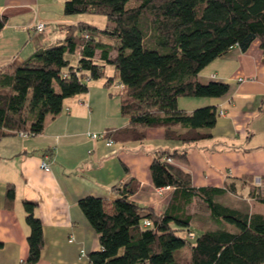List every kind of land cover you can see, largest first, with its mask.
Masks as SVG:
<instances>
[{"label":"trees","instance_id":"16d2710c","mask_svg":"<svg viewBox=\"0 0 264 264\" xmlns=\"http://www.w3.org/2000/svg\"><path fill=\"white\" fill-rule=\"evenodd\" d=\"M130 1L64 0V14H101L105 23L102 27L84 21L65 23L61 36L37 47L11 69H0V136L42 132L46 117L56 116L65 98L85 92L88 80L99 77L106 85L118 80L120 112L132 123L106 129L107 135L115 130L121 138H142L145 127L164 126L167 138L185 144L210 136L215 105L187 112L178 105V97L225 94L227 82H201L198 73L233 46L245 51L258 39L264 60V0ZM6 21L0 13V30ZM107 63L114 70L109 75L104 70ZM186 153L185 148L159 149L151 159L154 185L179 188L161 214L132 199L133 178L115 188L110 211L100 196L78 199L100 243L88 253V264H264V214L222 204L216 198L223 193L220 188L192 186L189 174L171 163L186 160ZM253 191L264 202L258 187ZM14 195L10 183L7 206ZM194 195L207 204L217 222L225 220L233 228L205 229L195 237L186 229L185 209ZM23 205L29 226L23 264H34L43 245L42 222L34 212L35 201L24 199ZM145 219L150 224L144 225Z\"/></svg>","mask_w":264,"mask_h":264},{"label":"crops","instance_id":"0c3cea01","mask_svg":"<svg viewBox=\"0 0 264 264\" xmlns=\"http://www.w3.org/2000/svg\"><path fill=\"white\" fill-rule=\"evenodd\" d=\"M63 2L0 0V13L7 16L0 30V69H11L37 47L61 36L65 23L104 25L105 20H93L92 13L64 14ZM37 20L46 22L45 31L35 30ZM77 56H71L73 62ZM104 70L108 75L114 71L112 66ZM198 79L225 81L229 90L221 96L178 97V105L187 112L202 105L224 108L208 128L210 136L188 144L167 138L164 126L145 127L142 138H121L115 130L105 137H91V132L132 126L120 112L118 80L106 85L104 77L89 79L85 92L65 98L61 111L46 117L42 132L0 136V264H23L27 255L24 199L37 203L34 212L42 222L43 245L34 264H88V253L100 243L79 205L84 195L100 196L110 211L115 188L133 178L132 199L161 214L179 188L152 182L149 165L159 149L185 148L186 160L171 163L189 174L192 186L220 188L223 193L216 198L222 204L264 214V202L253 191L254 179L264 178V60L259 40H253L245 51L231 47L207 63ZM107 138L113 143L107 144ZM45 152L51 154L49 169L39 166ZM10 183L15 197L7 206L5 191ZM185 209L186 229L195 237L205 229L233 228L225 220L217 222L196 195ZM81 250L85 255H80Z\"/></svg>","mask_w":264,"mask_h":264},{"label":"built area","instance_id":"2783aa9c","mask_svg":"<svg viewBox=\"0 0 264 264\" xmlns=\"http://www.w3.org/2000/svg\"><path fill=\"white\" fill-rule=\"evenodd\" d=\"M34 28L36 31H39V32H43L45 31V28H46V22L43 21V20H37L35 23H34ZM217 113L218 114H223L224 113V108H218L217 109ZM20 134H28L27 132H24V131H19ZM91 137L93 138H97V137H105V132L104 131H101V132H91ZM113 143V140L110 139V138H107V144H111ZM50 152H45L41 155L40 157V161H39V166L43 169H49L50 167ZM169 161L171 160L170 157L167 158ZM253 185L261 191L262 194H264V178L262 177H259V178H256L254 179V182H253ZM143 224L144 225H148L150 224V220L149 219H145L143 221ZM188 235L191 236L193 235V232H188ZM80 255L83 256L85 255V252L83 250L80 251Z\"/></svg>","mask_w":264,"mask_h":264},{"label":"rangeland","instance_id":"374dc122","mask_svg":"<svg viewBox=\"0 0 264 264\" xmlns=\"http://www.w3.org/2000/svg\"><path fill=\"white\" fill-rule=\"evenodd\" d=\"M138 1L139 0H132V1L129 2V4H131V2L132 3H136ZM92 15H93V17H91V18L93 20L97 21V22H102V21L105 20V16L104 15H101V14H92ZM109 66L111 67L112 65H110V64L107 63L105 67H107V69H108Z\"/></svg>","mask_w":264,"mask_h":264}]
</instances>
